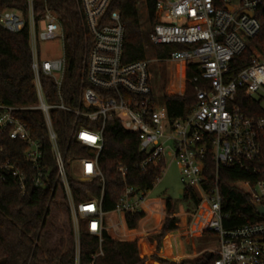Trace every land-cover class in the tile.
Here are the masks:
<instances>
[{"label":"built area","instance_id":"built-area-1","mask_svg":"<svg viewBox=\"0 0 264 264\" xmlns=\"http://www.w3.org/2000/svg\"><path fill=\"white\" fill-rule=\"evenodd\" d=\"M112 1L80 0L92 46L85 57L82 78L88 88L83 90L77 107L66 103L62 91L67 70L66 33L58 16L46 9L37 21L35 0H27L26 14L14 9L0 12V29L17 34L28 27L36 90V103L32 106L15 108L0 104V136L6 134L27 146L26 161L35 171L33 184L36 188L44 187L49 179L43 165V146L19 118L20 112L40 114L52 144L57 170L55 183L64 192L76 231L77 249L83 225L88 234L99 239V254H103L109 214L103 210L105 177L98 159L104 148L106 125L117 123L138 137L140 152L145 155L141 163L143 171L165 165L170 154L181 168L185 187L198 192L199 208L205 204L210 214L205 232L218 238L215 264H264V220L225 228L223 220L228 215L222 211L218 184L209 192L203 188L206 161L212 152L216 173L222 168H238L246 173L249 179L235 182L233 186L247 193L253 205L264 206V116L248 117L237 103L242 89L244 97L261 100L263 105L264 51L253 49L250 65L231 76L232 63L261 30L256 13L264 0H158L151 43L181 46L182 49L172 51L163 61L181 65L185 76L189 66L198 72L192 82L196 106L188 116L176 120L170 118L165 105L156 104L150 83V62L123 61L125 28L119 12L107 15ZM52 42H60L61 53L57 57L42 58L40 44ZM45 79H50L56 87L55 101L50 102L47 97ZM52 111L75 117L69 139L86 148L92 157H66L57 143ZM117 171L126 179V168L118 167ZM6 173L16 177L25 190V176L12 163L0 162V180ZM164 173L165 169L162 176ZM70 179L81 183L98 180L102 184L101 196H90L77 203ZM148 194L126 185L114 213L125 217L146 212ZM161 202V211H166V201Z\"/></svg>","mask_w":264,"mask_h":264},{"label":"trees","instance_id":"trees-1","mask_svg":"<svg viewBox=\"0 0 264 264\" xmlns=\"http://www.w3.org/2000/svg\"><path fill=\"white\" fill-rule=\"evenodd\" d=\"M148 11L150 30L156 25L155 8L158 0H143ZM14 9L27 12V0H0V12ZM46 9L52 10L60 19L66 33L67 70L62 87L64 99L70 106L77 107L82 92L88 86L82 83L84 61L91 49V35L86 24L80 0H35V16L40 21ZM119 12L125 28L123 61L134 63L148 60L147 49L150 34L146 35L141 23L139 0H113L107 15ZM261 30L250 40L248 48L232 63L231 76L237 75L250 65L253 49L264 51V5L257 13ZM181 46H155V56L166 60L174 50ZM32 57L28 27L17 34L0 29V104L15 108H24L36 103V90L33 85ZM197 70L189 66L185 76V93L183 95H165L164 105L172 120L185 118L196 106L193 79ZM45 88L50 102L55 101L56 87L50 79H45ZM99 92V91H98ZM237 103L242 112L251 118L264 116L262 101L244 97L241 89ZM19 118L24 121L33 138L43 146V165L48 172L46 185L36 188L33 184L35 171L26 161L27 146L19 141L11 140L8 135L0 136V162H10L25 176V190L19 180L6 173L0 180V264H145L140 256L138 241H122L113 238L109 232L103 235L102 255H100L99 239L88 234L82 226L79 236V249L70 228L68 245L63 250V241L55 248L48 246L52 238L49 222L53 218V210L63 213L71 220L64 192L55 183L56 164L52 153V144L46 126L39 113L20 112ZM54 131L59 148L69 158L92 157L86 148L69 136L74 126L75 117L66 112L52 111ZM98 125V124H97ZM104 148L98 164L105 177L103 210L107 214L114 213L124 195L126 185L138 192H150L158 179L162 177L165 165L152 167L147 171L141 169L145 155L140 152L138 137L124 130L117 123H108L104 130ZM118 167L128 170L126 179L118 173ZM203 188L206 192L218 187L222 196V211L228 215L223 224L227 229L241 227L246 224L264 220L257 215L250 196L234 187L238 181H246L249 176L238 168H222L216 173L213 153L210 152L204 171ZM218 180V181H217ZM218 182V183H217ZM70 187L74 200L84 202L90 196L100 197L102 184L95 180L92 183H81L70 179ZM182 203L189 213H195L200 206L201 197L191 187H186L182 195ZM178 203L171 198L166 200V219L163 230L158 235L161 240L166 234L162 253L174 262L184 258L180 250L179 220L171 218L177 212ZM145 212L126 214L125 223L129 230H137L139 222L145 218ZM174 232V233H172ZM205 237L215 236L209 232ZM218 256L207 259L206 255L194 260H185L180 264H215ZM164 262V261H163Z\"/></svg>","mask_w":264,"mask_h":264},{"label":"rangeland","instance_id":"rangeland-1","mask_svg":"<svg viewBox=\"0 0 264 264\" xmlns=\"http://www.w3.org/2000/svg\"><path fill=\"white\" fill-rule=\"evenodd\" d=\"M139 5L142 28L145 34L148 35L151 32L148 11L143 0H139ZM61 51L60 42L41 43L39 46L42 58L57 57ZM147 57L150 62V75L152 76L150 83L158 106H164L163 98L165 95L185 93V74L181 65L164 61L159 62L160 60L155 56V46L151 41L148 45ZM181 173V168L169 154L166 157L165 173L162 179L155 184L154 189L148 194L146 216L139 222L137 228L142 233L136 240L140 247V256L145 260V264H180L185 260H194L210 253L215 254V249L219 246L218 238L203 236L210 217L206 205L203 204L201 208L198 207L195 213L186 211L185 205L182 203L183 194H180L186 188ZM169 198L178 203L177 212L171 218L179 220L178 230L175 232L181 234L180 250L184 258L177 262L167 259L162 253L164 242L171 233L166 234L161 240L157 238L163 230L166 219L169 217L167 211H161L160 204L161 201H166ZM161 215L162 218L160 219ZM51 219L49 226L53 236L48 241V246L55 248L62 240L63 250H65L68 245L70 228H72L71 230L76 237L72 219L69 221L65 214L55 212V210H53V218ZM106 221L110 235L123 241L125 238L122 236L124 230L122 217L119 214L111 213L106 217Z\"/></svg>","mask_w":264,"mask_h":264},{"label":"crops","instance_id":"crops-1","mask_svg":"<svg viewBox=\"0 0 264 264\" xmlns=\"http://www.w3.org/2000/svg\"><path fill=\"white\" fill-rule=\"evenodd\" d=\"M184 85H185V83H184ZM184 85H183V90H184ZM180 90H182V89H180ZM146 208H148L147 207V205H146ZM122 217V219H123V225H124V230H123V237L125 238V239H123V241H136L137 240V238L139 237V236H141V232L139 231V230H129L128 228H127V226H126V223H125V217L124 216H121ZM119 240H122V239H119ZM183 247V246H182ZM184 248V247H183ZM186 254V253H185ZM187 255V254H186Z\"/></svg>","mask_w":264,"mask_h":264},{"label":"water","instance_id":"water-1","mask_svg":"<svg viewBox=\"0 0 264 264\" xmlns=\"http://www.w3.org/2000/svg\"><path fill=\"white\" fill-rule=\"evenodd\" d=\"M184 191H181L180 194H183ZM254 209L257 213L258 216L264 218V206H261L259 204H254ZM215 255L214 253H210L208 255H206V258L209 260L212 258V256Z\"/></svg>","mask_w":264,"mask_h":264},{"label":"bare ground","instance_id":"bare-ground-1","mask_svg":"<svg viewBox=\"0 0 264 264\" xmlns=\"http://www.w3.org/2000/svg\"><path fill=\"white\" fill-rule=\"evenodd\" d=\"M162 218V215L160 216V219ZM142 233V232H141Z\"/></svg>","mask_w":264,"mask_h":264}]
</instances>
